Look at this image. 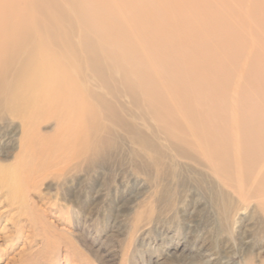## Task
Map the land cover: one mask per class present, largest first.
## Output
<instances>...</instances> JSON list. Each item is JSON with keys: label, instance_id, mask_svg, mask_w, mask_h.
Wrapping results in <instances>:
<instances>
[{"label": "rangeland", "instance_id": "obj_1", "mask_svg": "<svg viewBox=\"0 0 264 264\" xmlns=\"http://www.w3.org/2000/svg\"><path fill=\"white\" fill-rule=\"evenodd\" d=\"M11 1L15 13L27 18L26 0H0V16L10 17L1 4ZM89 1L107 8L102 20L116 35L121 30L126 36L129 30L138 39L150 36L144 43L162 48L152 56L161 59L160 67L151 64L150 69L169 74L168 91L180 82L194 101L183 106L171 98V109L158 106L162 120L147 123L126 97L124 124L105 121L114 139L102 143L89 164L79 161L68 171L52 168L53 176L34 182L11 206L7 189H0V264H264V196L245 200L240 192L242 187L264 192V0ZM78 2L97 21L91 3ZM55 13L62 17L61 28L79 39L83 26L77 14ZM85 33L102 46L101 34ZM99 52L100 61L111 60L105 63L106 74H145L120 53L110 57L104 46ZM55 63L49 62L50 67ZM86 63L79 57L71 65L102 92ZM29 70L36 74L37 86L29 91L19 84L0 96V140L5 141L0 167L20 161L23 141L47 147L65 141L75 128L72 115L80 106L58 101L66 92L41 77L42 68L27 65L26 50L18 55L15 72L7 68L5 74L11 82L16 81L13 73ZM158 82L165 83V77ZM90 107L100 117L106 115L96 101ZM188 120L221 126L222 144L191 149L162 131L176 132L174 122ZM221 146L230 154L212 162L239 169L234 186L216 176L202 155ZM246 165L252 168L246 171Z\"/></svg>", "mask_w": 264, "mask_h": 264}, {"label": "bare ground", "instance_id": "obj_2", "mask_svg": "<svg viewBox=\"0 0 264 264\" xmlns=\"http://www.w3.org/2000/svg\"><path fill=\"white\" fill-rule=\"evenodd\" d=\"M68 1L69 4L66 6L57 0H26L28 17L24 20L21 19L23 17V14L20 13L21 11L17 10L15 13L14 1L5 5L1 4L3 11L9 12L10 17L0 16V22L2 23L0 24V96L5 92L11 93L19 84L25 86L29 91L37 86L35 81L36 74L32 70H29L28 74H14L12 72L13 79H16V81L11 82H8L9 77L5 74L7 68H9V71H14L18 55L26 50L27 65L29 67L38 66V69L42 68L40 76L50 81L53 84L52 87L57 88L56 91L66 92L65 97L62 96L58 97L59 100L56 99L58 101L63 100L75 109L78 105L80 106V111L72 115L77 117L75 128L68 133L65 141L54 142L53 144H48L47 147L39 148L32 142L25 140L22 142L20 161L18 160L19 162L15 163L13 167H0V189H7V192L5 191L6 200L9 202L7 206H11L13 201L19 195H23L37 180L44 181L53 176L52 168L65 166L66 168L62 169L68 171L72 169L69 168L71 165L74 167L79 161L89 164L91 155L100 152V145L106 140L114 139L113 131L105 121L124 124L121 111L124 98H130V103L139 109V117L146 122L152 118L162 120L163 114L160 113L158 106L162 105L167 110L171 109L173 106L170 101L171 98L183 103V106L194 101V96L180 82L175 91H168L165 86L173 81L169 74H158L160 72L150 69V65H158L157 61L160 59L158 56L153 59V54H156V51H162V48L151 47L144 43L143 40H147L150 36L143 35L138 39L129 30L125 31L126 36H123L121 30L116 35L102 20V17L108 13L107 8L103 9L99 3L87 0L91 3V11L97 14V21H93L90 10H87L78 0ZM55 10H61L62 13L63 10L73 11L77 14L76 21L83 26V32L80 31L79 39L76 40L75 34L73 35L72 33L71 35L69 30L66 31L61 28L59 24L62 17H60V14H56ZM40 14L43 16L40 17ZM73 20L72 18L71 21ZM65 25L68 27L67 24ZM70 25L72 27L71 23ZM122 28L125 29L124 26ZM87 29L98 35L101 34L99 41L102 42L100 44L107 47V53L110 57L120 53L119 56L121 57L122 55L125 61L132 63L134 66L138 65L135 67L136 71L145 74H106L104 72L105 63L111 64V60L107 58L100 61L99 48L102 46L96 45L94 40L85 33ZM105 43H109L111 47L104 45ZM101 49L104 50L103 48ZM147 52L151 54V57H145ZM79 57L84 60L85 64L88 62V68L96 73V79L103 90L102 92L94 90L90 85V80L87 83V79H83L82 76L84 74H76L78 70L74 69L71 62H74ZM49 62H56L55 66L50 67ZM158 66L160 67V65ZM168 68L170 69L169 66L166 69L162 67L161 71L167 72ZM80 71L82 72V68ZM161 75L165 77V83L158 82ZM78 78H82V81L80 79V82L77 81ZM137 78L138 82L136 81ZM92 101H96L99 108H103V111L104 109L107 110L104 117H100L97 110L92 112L93 109L90 107ZM172 116L173 114L170 115V118ZM197 116L200 117L201 113H197ZM174 124L178 127L176 132L165 129L162 130L163 133L165 132L167 137L182 143L180 145H184L187 148L196 149V147L200 148L203 144L208 146L222 144L220 134L217 131L221 126H216L215 123H196L193 120L186 124L183 121L174 122ZM4 142V140H0V146ZM228 154H230V150L222 148V146L219 151L211 149L202 151V155L211 161L213 173L216 176H225L226 184L234 186L232 184L234 182L233 174L239 169H235L229 164L220 167L221 164L217 161L212 162L213 158L215 160L220 157L227 158ZM251 168L252 166L248 165L244 167L246 171ZM240 192L245 200L264 196V192L260 187L249 191H246V187H242ZM247 242L251 243L250 241ZM246 264L253 263L249 261Z\"/></svg>", "mask_w": 264, "mask_h": 264}]
</instances>
